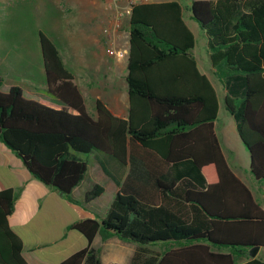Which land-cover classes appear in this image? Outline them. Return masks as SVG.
<instances>
[{
	"label": "trees",
	"instance_id": "trees-1",
	"mask_svg": "<svg viewBox=\"0 0 264 264\" xmlns=\"http://www.w3.org/2000/svg\"><path fill=\"white\" fill-rule=\"evenodd\" d=\"M189 1L207 37L210 64L226 88L225 107L250 151V172L264 183V0ZM180 3L131 6L125 118L100 99L91 116L73 73L42 30L45 91L61 103L28 99L18 85L0 90V138L45 185L68 195L88 172L81 153L98 150L128 166L121 181L97 158L118 190L102 219L70 225L88 244L59 264H101L92 246L96 234L103 241L116 236L135 242L139 249L176 243L160 257L149 256V264H236L248 248L264 245V209L223 157L212 126L217 93L191 53L195 37ZM2 82L0 76V87ZM102 191L95 183L85 201ZM14 201L12 189L0 190V264H27L23 242L8 222ZM240 264H264V258L247 256Z\"/></svg>",
	"mask_w": 264,
	"mask_h": 264
},
{
	"label": "crops",
	"instance_id": "crops-1",
	"mask_svg": "<svg viewBox=\"0 0 264 264\" xmlns=\"http://www.w3.org/2000/svg\"><path fill=\"white\" fill-rule=\"evenodd\" d=\"M139 1L147 3L170 0ZM10 3H12V0H10ZM99 15L97 8L92 7L88 14H83V17L78 18V20L75 18L76 16L65 18L62 15V19L60 17L62 34L68 39L74 40L73 49L79 55L78 67L86 69L88 72V76L85 78V89L76 80L74 72L68 66L67 68L73 73V82L82 93L85 107L92 117L97 115L96 99H100L112 114L125 118L128 114V93L124 79L127 57L125 59L116 58L115 60L108 55V48L119 45L113 43V40L108 36L110 33L117 31L115 27L117 24H113L112 21L108 20L107 15L102 17ZM190 17L192 18L191 14ZM102 24L105 26L104 29ZM7 25L9 26H5L3 31V34L7 35L6 49H0V76L3 78L0 90L5 92L10 87L18 85L22 89L23 95L28 99L46 100L47 102L60 104L59 100L48 96L45 91L46 73L39 41L38 44H35L33 40H27L25 37L28 34L25 28H20L24 33L21 36H25L24 38L11 39L8 36L14 25L11 18ZM119 29L122 31L121 27ZM123 34L128 40V24H126V30ZM48 36L56 44L52 36ZM56 46L60 51L59 46L57 44ZM123 46H125L123 49L127 53L128 42ZM60 53L62 54L61 51ZM65 64L67 65L66 62ZM200 64L202 65L201 60ZM113 69L121 71L122 78L120 82L113 79V72L110 71ZM211 70L214 79L218 78L215 68L211 66ZM200 72L206 75L204 71ZM100 74L102 77L99 80L97 77ZM218 82L223 88L219 95L216 91L218 110L216 118L212 121L213 131L217 136V142L224 155L223 157L236 177L241 180L240 176L245 172L252 183H257L251 187L247 186L253 192L254 199L264 209V183L254 179V175L250 172V151L240 139L234 116L225 107L226 88L221 81L218 80ZM22 83L24 86L21 85ZM223 95V106L230 117L227 124L219 119L218 114L220 110L219 99ZM224 119L226 120V118ZM244 151L247 155L248 170H246V161L242 156ZM99 159H103L116 178L121 181L124 179L128 172L127 165L104 155H101ZM87 165L88 172L84 179L68 195H64L63 192L45 185V183L35 178L28 171L22 159L0 138V190L4 188L13 190L15 196L14 208L8 217V222L11 230L23 242L21 254L27 264H59L75 251L87 246V239L76 229L70 228V225L87 218L102 219L115 192L118 190L117 184L104 173L97 158L94 157L93 163L89 166L87 162ZM99 181H106L109 195L106 198L104 197L107 191V188H104V191L96 197L85 201V192ZM92 246L98 250L101 264H149V256L160 257L166 250L178 247L176 243L161 242L144 244L139 249V245L135 242L122 241L116 236L103 241L99 234L94 236ZM258 246L259 248L254 252V257L264 258V245ZM251 247L246 252L249 257H252L249 254ZM212 248L214 251L223 252L231 250L229 247L217 248L213 246ZM136 251L137 255L134 258ZM245 260L247 258L241 255L237 258V264Z\"/></svg>",
	"mask_w": 264,
	"mask_h": 264
},
{
	"label": "rangeland",
	"instance_id": "rangeland-1",
	"mask_svg": "<svg viewBox=\"0 0 264 264\" xmlns=\"http://www.w3.org/2000/svg\"><path fill=\"white\" fill-rule=\"evenodd\" d=\"M90 1L91 0H12V3H10V0H0V17H2L0 19V49H6L5 43H7V35H4L3 31L5 26H9L7 25V23L10 18L12 19V23L14 24L13 28H11L10 30V35H8L11 37V39H17L21 37L24 38L25 36H21V34L24 35V33L20 28H25L27 29L28 34V36L25 38L27 40H33L35 44H38V31L43 30L48 35L52 36V39L59 46L60 51L64 56L63 58L67 63V66L76 75V80L78 81L80 86L85 89V78L88 76V72L86 69H81L78 67L79 55H77L73 49L74 40L68 39L62 34L60 30V17L62 19V15H64L65 18H67L68 16H76L75 18H77L78 20V18L83 17V14H88L89 10L92 7H96L100 14L99 16L102 17L103 15H107L108 20L112 21L113 24H117L115 26L117 28V31H114L108 35L110 36L109 38L113 40V43L119 44L113 46L115 47V49H123V47H125L123 45H126L127 43V38H125L123 33L124 30H126V24L129 17V14L126 12L128 2L127 0H92L91 3ZM179 1L181 2L180 4L182 6V14L186 25L189 27L195 37V42L191 53L196 58V62L200 71H204L206 73V75L210 79V82L219 95L223 87L218 82L219 79L217 77L214 79V74H212L208 49L206 46V35L201 30V28L198 27L194 19L190 17L191 13L189 9V0ZM104 27L105 26L102 24L103 29ZM120 27L122 31H120ZM84 41L86 42L87 40ZM76 42H78V40H76ZM112 57L116 60V57ZM123 58L125 59L126 55ZM200 60L202 62V65L200 64ZM110 71L113 72V79L120 82L122 78L121 71L117 69H113ZM101 77L102 76L100 74V76H98L97 78L100 80ZM21 85L24 86L23 83ZM223 99L224 95L221 99H219L220 110L218 114L219 119H222L225 124H227L230 120V117L229 113H227L226 109L223 106ZM224 118H226V120ZM243 153L244 154L241 155L243 156L244 161H246V170H248L247 155L245 151ZM101 155H103V153L98 150H95L93 153L88 155H84L83 153H81V156L88 162L89 166L93 163L94 157L99 158ZM100 176L103 178L102 174H100ZM240 178L249 187H251L253 184H257L256 182H254V180V183H252L251 179L248 178V175L245 172L240 176ZM99 184H101L103 188H107V191L104 195V197L106 198L109 195V189L107 187L106 181H99ZM247 256H249L248 253L243 255V257L245 258H247Z\"/></svg>",
	"mask_w": 264,
	"mask_h": 264
},
{
	"label": "built area",
	"instance_id": "built-area-1",
	"mask_svg": "<svg viewBox=\"0 0 264 264\" xmlns=\"http://www.w3.org/2000/svg\"><path fill=\"white\" fill-rule=\"evenodd\" d=\"M127 10L126 12L129 14L130 13V9H131V6L135 3V2H138L139 0H127ZM105 31L107 32L106 28H105ZM108 54L111 55V56H114L116 58H119V59H122L125 55L127 56V53L124 49H120V48H114V47H110L108 48Z\"/></svg>",
	"mask_w": 264,
	"mask_h": 264
},
{
	"label": "water",
	"instance_id": "water-1",
	"mask_svg": "<svg viewBox=\"0 0 264 264\" xmlns=\"http://www.w3.org/2000/svg\"><path fill=\"white\" fill-rule=\"evenodd\" d=\"M245 145V144H244ZM247 147V146H246ZM248 149V148H247ZM249 150V149H248ZM259 248L258 245L251 247V252H249L250 256L254 257V252Z\"/></svg>",
	"mask_w": 264,
	"mask_h": 264
}]
</instances>
